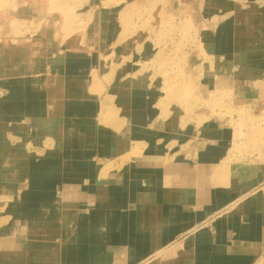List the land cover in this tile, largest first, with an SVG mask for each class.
<instances>
[{
	"label": "crops",
	"instance_id": "1",
	"mask_svg": "<svg viewBox=\"0 0 264 264\" xmlns=\"http://www.w3.org/2000/svg\"><path fill=\"white\" fill-rule=\"evenodd\" d=\"M255 6L225 20L249 19L228 43L214 33L230 59L207 78V97L264 100ZM146 47L127 39L110 62ZM60 54L52 72H30L0 96V264H264V160L237 150L226 162L233 125L207 108L162 120L155 89L99 87V61ZM168 245L174 253L153 258Z\"/></svg>",
	"mask_w": 264,
	"mask_h": 264
},
{
	"label": "rangeland",
	"instance_id": "2",
	"mask_svg": "<svg viewBox=\"0 0 264 264\" xmlns=\"http://www.w3.org/2000/svg\"><path fill=\"white\" fill-rule=\"evenodd\" d=\"M217 3V0H0V68L5 73L12 71L0 74V96L12 82L30 72H52L50 67L61 57L60 53L86 55L93 63L99 61L91 71L92 84L104 88L113 81L131 83L132 87H142L149 93L155 89L159 93L155 104L166 121L173 116L191 121L207 108L213 115H220L221 122L233 125L234 137L226 162L233 161L237 150L243 159L264 160V100L254 93L250 100L235 106L227 93L221 94L225 97L223 103L222 97H207L204 92L207 78L219 72L216 68L230 59L218 47L214 33H219L221 42L228 43L249 21L240 15L225 21L230 14L240 9L237 11L249 15L250 4L264 8V0ZM136 37L146 41L147 54L111 64L109 51ZM28 61L35 65L34 69L26 70L31 69ZM100 112H106L105 105Z\"/></svg>",
	"mask_w": 264,
	"mask_h": 264
},
{
	"label": "bare ground",
	"instance_id": "3",
	"mask_svg": "<svg viewBox=\"0 0 264 264\" xmlns=\"http://www.w3.org/2000/svg\"><path fill=\"white\" fill-rule=\"evenodd\" d=\"M234 204V203H233ZM232 205V204H231ZM175 245H168L164 249L160 250L156 256H163L165 253H174L175 251ZM177 251V250H176Z\"/></svg>",
	"mask_w": 264,
	"mask_h": 264
}]
</instances>
